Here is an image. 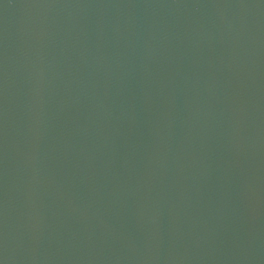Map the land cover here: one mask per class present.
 <instances>
[{
  "label": "water",
  "instance_id": "obj_1",
  "mask_svg": "<svg viewBox=\"0 0 264 264\" xmlns=\"http://www.w3.org/2000/svg\"><path fill=\"white\" fill-rule=\"evenodd\" d=\"M0 264H264V0H0Z\"/></svg>",
  "mask_w": 264,
  "mask_h": 264
}]
</instances>
